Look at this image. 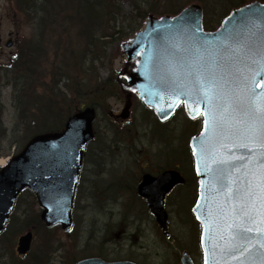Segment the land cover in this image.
<instances>
[{"label": "water", "instance_id": "1", "mask_svg": "<svg viewBox=\"0 0 264 264\" xmlns=\"http://www.w3.org/2000/svg\"><path fill=\"white\" fill-rule=\"evenodd\" d=\"M261 18H264V4L254 1L234 10L220 29L204 32L202 8L192 4L175 16L155 17L149 14L141 29L122 42L127 62L120 76L128 79L126 87L131 91L122 90L125 104L120 114L109 112L116 121L122 124L130 117L132 91L155 110L160 120L168 119L181 102H184L191 117L204 112L203 129L191 140L195 169L200 180L199 197L193 210L203 227L204 264H240L241 259L244 264L264 262V191L257 192L243 211H237L242 205L234 195L243 191L248 172L264 179V148L260 147V140L251 142L243 134L221 133L213 124L205 123L209 110L221 101L210 100L198 90L192 78L185 75L180 62L188 63L196 54L180 49H190L191 43L207 42L214 46L228 33L241 30L247 21ZM12 44L10 39L7 46ZM252 71L255 72L254 67ZM244 75L248 77L247 88H252L255 83L257 99L264 98V81L257 77L253 82L251 73L245 72ZM95 116V109L91 107L77 112L68 119L63 131L34 136L8 165L0 169V234L6 228L19 193L26 187L36 193L43 207L41 218L47 225L61 224L64 229L72 227L73 200L83 155L94 137ZM242 144H247L251 152L241 148ZM242 156L247 158L237 159ZM184 181L179 171L169 169L158 176L145 174L138 187L150 213L166 234L168 214L164 208L165 198ZM256 183L257 180L253 179V186ZM246 216L249 218L246 219ZM234 228L236 231L252 229L244 245L247 251L235 260L223 252L229 234H235ZM32 239L31 231L20 236L19 254L28 253ZM77 264L135 263L94 257ZM182 264H194L187 252L182 257Z\"/></svg>", "mask_w": 264, "mask_h": 264}, {"label": "rangeland", "instance_id": "2", "mask_svg": "<svg viewBox=\"0 0 264 264\" xmlns=\"http://www.w3.org/2000/svg\"><path fill=\"white\" fill-rule=\"evenodd\" d=\"M119 1L122 15L117 17V29L124 30L127 38L141 27L146 17L138 16L139 10L142 13H164L175 9L172 12H177L194 0ZM199 1L203 2L205 8L206 26L211 29L219 26L220 21L233 6V4L229 6L228 0ZM175 2L178 5H174ZM168 4L174 6L168 7ZM156 5L158 10H155ZM67 25L71 26L68 22ZM31 31L30 27L21 22L17 16L13 2L0 0L1 66L4 67L10 62L18 41L28 39ZM10 37L16 43L13 48L5 46ZM105 40H107L106 45L104 46L102 40L98 47L101 53L100 58L93 63L94 75L97 74L101 82L110 79L113 84L108 85L110 91L98 109L95 124L96 140L89 145L84 160L76 196L75 226L71 232H65L60 227L47 229L46 232L38 230L37 233L35 232L30 254L19 259L17 264L29 262L30 264H72L73 252L77 260L102 255L107 260L131 259L139 264H178L184 249L191 253L198 264H202V253L198 242L200 226L192 213L197 179L193 177L194 181L178 187L167 198L166 210L170 217L168 239L162 234L147 208L142 211V203L132 197V190L139 175L141 176L144 171H161L173 160L175 161L172 165L180 167L185 176H187L186 170L193 176V161L187 149L193 133L200 131L201 121L188 119L183 108H179L170 121L164 123L165 125L159 124L154 121L155 115L148 111L140 100L135 99L129 122L118 126L106 112L120 111L123 107L121 92L115 80L124 66L125 56L119 47L122 39L113 40L105 37ZM59 62L61 65L59 72H63L68 65L62 64L60 58ZM4 82V85H0V91L5 106L3 121L9 134L3 145L4 155L0 157V163L20 150L23 134V128L20 127V123L17 125L18 121L15 117L13 102L15 92H13L10 70L8 74L5 73ZM64 82L65 80L58 85L63 91ZM89 86L92 88L93 82ZM38 91L43 90L39 88ZM92 100V95L80 99L81 102L86 103ZM59 119L52 118L48 123L54 125ZM26 205L27 203H24L23 207ZM34 210L39 212L38 204L34 206ZM17 216L19 222L12 223L10 230L20 227L22 217L19 213ZM46 243L48 248L45 246ZM6 245L5 237H0V264H12L15 258ZM57 247L58 250L55 252ZM50 249L52 253L49 255Z\"/></svg>", "mask_w": 264, "mask_h": 264}, {"label": "trees", "instance_id": "3", "mask_svg": "<svg viewBox=\"0 0 264 264\" xmlns=\"http://www.w3.org/2000/svg\"><path fill=\"white\" fill-rule=\"evenodd\" d=\"M11 1L21 22L32 30L28 39L18 41L15 53L5 66V70L9 69L13 78L15 116L17 125L20 123L23 128V145L40 131L61 130L65 120L83 104L97 107L102 105L110 91L108 85L113 83L110 79L101 82L97 74L94 75L93 63L100 58L101 53L98 47L102 40L106 45L105 37L117 40L126 33L117 29V17L122 13L119 0ZM155 10H158L157 5ZM138 16L144 14L139 10ZM59 58L62 64L68 65L63 72H59ZM3 73L0 70V84L5 77L2 78L5 75ZM64 80L65 92L58 87ZM92 82L93 86L90 88L89 84ZM39 88L43 91H38ZM89 95L93 96L91 102L80 101ZM3 114L0 94V156L3 155L2 145L8 136V130L2 121ZM52 118L60 119L53 125L48 123ZM192 181L194 179H187V183ZM24 203L27 205L23 207ZM36 204L35 194L29 189L24 190L17 200L9 227L0 236L5 237L7 249L15 257L12 264L18 262L12 249L17 235L26 229H32L36 233L38 230L47 231L39 212L34 210ZM18 213L22 217L20 227L10 230L12 223L19 222ZM45 246L49 247L47 243ZM48 252L50 255L51 249Z\"/></svg>", "mask_w": 264, "mask_h": 264}, {"label": "snow or ice", "instance_id": "4", "mask_svg": "<svg viewBox=\"0 0 264 264\" xmlns=\"http://www.w3.org/2000/svg\"><path fill=\"white\" fill-rule=\"evenodd\" d=\"M180 50H191L196 54L188 63L180 62L185 75L191 77L198 90L210 100L221 101L209 110L205 123L213 124L221 133L243 134L251 142L260 140V147L264 148V98L257 99L255 83L252 88H247L248 77L244 75L245 72L251 73L253 82L257 77L264 81V18L247 21L241 30L228 33L214 46L207 42L191 43L190 49ZM240 147L251 152L247 144ZM246 176L243 191L234 193L242 205L237 211H243L257 192L264 191V179L258 178L254 172H248ZM253 179L257 180L255 186ZM233 231L235 234H229L223 252L235 260L247 251L244 245L252 229L236 231L234 228ZM240 264H244L242 259Z\"/></svg>", "mask_w": 264, "mask_h": 264}, {"label": "flooded vegetation", "instance_id": "5", "mask_svg": "<svg viewBox=\"0 0 264 264\" xmlns=\"http://www.w3.org/2000/svg\"><path fill=\"white\" fill-rule=\"evenodd\" d=\"M0 40H1V38H0Z\"/></svg>", "mask_w": 264, "mask_h": 264}]
</instances>
